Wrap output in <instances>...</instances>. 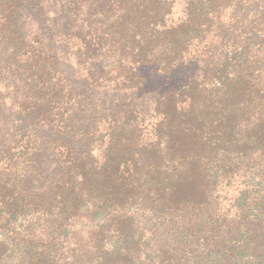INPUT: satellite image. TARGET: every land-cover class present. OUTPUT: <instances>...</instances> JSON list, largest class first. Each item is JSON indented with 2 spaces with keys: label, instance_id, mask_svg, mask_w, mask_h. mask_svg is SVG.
Instances as JSON below:
<instances>
[{
  "label": "trees",
  "instance_id": "trees-1",
  "mask_svg": "<svg viewBox=\"0 0 264 264\" xmlns=\"http://www.w3.org/2000/svg\"><path fill=\"white\" fill-rule=\"evenodd\" d=\"M29 1L0 0V48H20ZM65 14L88 87L127 107L74 125L37 191L30 112L62 135L81 95L42 48L18 56L24 77L3 71L0 264H264V0H66Z\"/></svg>",
  "mask_w": 264,
  "mask_h": 264
},
{
  "label": "rangeland",
  "instance_id": "rangeland-1",
  "mask_svg": "<svg viewBox=\"0 0 264 264\" xmlns=\"http://www.w3.org/2000/svg\"><path fill=\"white\" fill-rule=\"evenodd\" d=\"M65 4L66 0H30L25 7H21L16 12L13 18L15 36L20 43V48L14 50L12 43L0 48V79L6 69V75L21 73V76L24 77L27 68L19 67L23 63L18 56L24 55V50L31 51L42 48L57 71L67 80L68 89H72L73 97L74 91L77 95H81L77 111L68 120L67 130L69 128L72 130L70 134L66 133L67 130L62 135L56 133L54 123L50 121L36 123L41 111L39 106L30 112L31 135L42 142V154L38 163L42 174L40 177L32 179L30 184L37 191L47 188L57 175V171L60 170L55 161L54 152L62 144L69 146L74 144V125L86 129L87 126H94L95 123H103L109 118V113L117 111L121 107H127L123 106L124 103L120 96L112 102L108 93L103 92L99 97H95L94 91L88 87L77 63L74 47L65 35L67 22ZM177 11L178 9H176L174 18L178 15ZM186 75L187 73L175 75L171 82L183 81ZM130 105L136 106L137 104L134 102ZM14 112L15 106L7 97L0 106V135H3V138L7 133H12ZM84 132L87 133V131ZM80 148H84L89 153L92 163L100 161L103 152L101 144L86 140Z\"/></svg>",
  "mask_w": 264,
  "mask_h": 264
}]
</instances>
